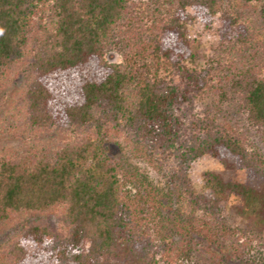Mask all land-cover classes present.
<instances>
[{"label":"trees","instance_id":"16d2710c","mask_svg":"<svg viewBox=\"0 0 264 264\" xmlns=\"http://www.w3.org/2000/svg\"><path fill=\"white\" fill-rule=\"evenodd\" d=\"M230 1L157 0L165 14L148 34L131 0H0V77L29 52V122L97 130L0 156V223L15 212L47 219L59 204L68 224L62 234L27 223L6 264H199L190 255L194 235L208 249H222L220 264H264V153L257 144L264 145V62L240 55L223 66L185 29L219 12L220 51L245 44L247 26L232 15ZM243 1L258 3L264 19L262 0ZM110 49L120 63L105 59ZM203 59L199 70L185 66ZM162 62L175 81L157 75ZM198 99L202 108L194 112ZM105 127L132 136L138 150L170 159L165 183L202 218L193 225L182 220L170 209L169 192L135 168L122 170L104 151ZM202 155L222 169L205 172L194 192L187 172ZM238 172L244 180L233 179ZM230 215L243 227L231 226ZM164 223L178 228V241L162 233Z\"/></svg>","mask_w":264,"mask_h":264},{"label":"rangeland","instance_id":"374dc122","mask_svg":"<svg viewBox=\"0 0 264 264\" xmlns=\"http://www.w3.org/2000/svg\"><path fill=\"white\" fill-rule=\"evenodd\" d=\"M262 2L264 1L262 0ZM131 4L136 11L138 21L148 34L153 31L152 24H154L155 19L158 17L161 19L165 14V6L161 2L157 3V0H131ZM229 5L232 15L247 26V33L250 37L248 42L243 45L235 44V48L230 49L228 46H224V51H220L222 47H219L218 28L221 26L219 12L209 21L204 22L195 19L186 24L187 34L199 41L207 58H220L223 66L240 59V55L245 56L243 60L250 59L253 63L262 64L264 62V19L259 15V4L255 1L231 0ZM28 59L29 52L21 62L14 64L5 75L0 77V156H18L28 151L72 142L88 132L97 134L95 128L89 130L43 129L37 128L29 122L25 93L33 73L29 69ZM105 59L112 63H120L122 60L121 54L114 49L107 51ZM205 61L203 59L195 64H185V66L199 70L205 66ZM157 75L175 81L174 72L168 64L163 62L157 68ZM202 101V99H198L195 102L194 112L201 110ZM99 134L104 140V151L119 163L122 170L130 171L135 168L145 174L160 190L169 192L170 209L177 210L182 220L193 225L202 218L200 210L193 208L188 201L180 199L175 187L165 183L163 174L171 167L170 159L159 153H150L146 148L140 147L138 150L132 136L123 131L105 127L101 129ZM257 144L264 153V145L259 142ZM221 169L222 166L209 155H202L195 159L187 172L191 189L194 192H200L204 173ZM233 177L234 180L242 181L244 180V173H234ZM235 201L236 198L230 197L225 210H229L228 206ZM64 212V205L57 204L47 211V219L35 213H12L9 219L0 223V264H6L10 246L19 238L23 226L27 223L41 222L48 224L57 232L66 234L68 224L64 218ZM227 221L231 226L238 228H242V223H244L232 215L227 218ZM164 224L162 233L165 236L172 234L170 240L178 241L181 235L178 228L173 226V223ZM193 238L190 255L197 263L220 264L222 249L215 247V244L210 245L208 249L207 244L200 237L194 235ZM218 240V246L223 247L226 241L223 242L220 238ZM234 263L237 264L235 261Z\"/></svg>","mask_w":264,"mask_h":264}]
</instances>
